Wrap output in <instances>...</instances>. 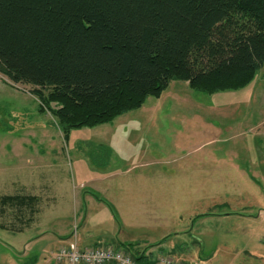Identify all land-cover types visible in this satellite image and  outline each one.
<instances>
[{
  "label": "rangeland",
  "instance_id": "374dc122",
  "mask_svg": "<svg viewBox=\"0 0 264 264\" xmlns=\"http://www.w3.org/2000/svg\"><path fill=\"white\" fill-rule=\"evenodd\" d=\"M31 88L0 73V264L32 252L27 264H67L53 256L78 232L86 246L125 243L146 264L172 247L185 264H264V64L210 94L171 80L67 136ZM8 194L31 200L1 202Z\"/></svg>",
  "mask_w": 264,
  "mask_h": 264
},
{
  "label": "trees",
  "instance_id": "16d2710c",
  "mask_svg": "<svg viewBox=\"0 0 264 264\" xmlns=\"http://www.w3.org/2000/svg\"><path fill=\"white\" fill-rule=\"evenodd\" d=\"M263 64L264 0H0V73L31 86L66 136L140 108L171 80L210 94L245 86Z\"/></svg>",
  "mask_w": 264,
  "mask_h": 264
},
{
  "label": "built area",
  "instance_id": "2783aa9c",
  "mask_svg": "<svg viewBox=\"0 0 264 264\" xmlns=\"http://www.w3.org/2000/svg\"><path fill=\"white\" fill-rule=\"evenodd\" d=\"M149 256V255H148ZM53 259L67 264H146L136 261L129 250L110 245H91L80 247L75 241L60 246ZM150 264H185L168 254H158Z\"/></svg>",
  "mask_w": 264,
  "mask_h": 264
},
{
  "label": "crops",
  "instance_id": "0c3cea01",
  "mask_svg": "<svg viewBox=\"0 0 264 264\" xmlns=\"http://www.w3.org/2000/svg\"><path fill=\"white\" fill-rule=\"evenodd\" d=\"M234 181H236V182H238L239 180L238 179H234ZM243 186H244V184H243ZM235 194H238V193H235ZM10 194H8V195H4V196H9ZM91 197H93L92 195H90ZM239 196V195H238ZM2 197H3V195H2ZM104 198V197H103ZM93 199H95L94 197H93ZM105 199V198H104ZM113 207H114V205L110 202V201H108ZM102 203H103V205H105L106 206V204L102 201ZM107 208H108V206H106ZM109 209V208H108ZM110 210V209H109ZM110 212H111V210H110ZM115 212H116V210H115ZM111 214H112V212H111ZM113 215V214H112ZM114 217V216H113ZM115 219V218H114ZM77 235H79V236H81V238L82 239H79L78 237H77ZM72 237H74L75 239L74 240H76L75 242L80 246V247H84V246H86L87 245V240H86V238H85V235H84V233L83 232H81L80 234H79V232L78 233H75V235L74 236H72ZM37 239H35V241H36ZM34 241V242H35ZM84 241V242H83ZM119 243H122V242H119ZM91 245H98V244H96V243H93V244H91ZM91 245H89V246H91ZM105 246V245H104ZM34 247V246H33ZM119 247V246H118ZM167 254H172V255H176L177 257H179L180 255H177V254H179L178 253V251L175 249V248H168L167 249ZM31 255L32 256H35V257H37V255L36 254H34L33 252L31 253ZM30 255H26V257H29Z\"/></svg>",
  "mask_w": 264,
  "mask_h": 264
},
{
  "label": "bare ground",
  "instance_id": "6f19581e",
  "mask_svg": "<svg viewBox=\"0 0 264 264\" xmlns=\"http://www.w3.org/2000/svg\"><path fill=\"white\" fill-rule=\"evenodd\" d=\"M118 248H122V249H126V250H129L128 248H124V247H118ZM130 251V250H129ZM131 252V251H130ZM132 253V252H131ZM132 256H133V253H132ZM133 258H134V256H133ZM135 259V258H134ZM57 261V260H56ZM57 262H64V263H66V261H57ZM79 264H81V263H79Z\"/></svg>",
  "mask_w": 264,
  "mask_h": 264
}]
</instances>
